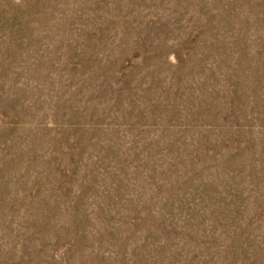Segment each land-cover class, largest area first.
Returning <instances> with one entry per match:
<instances>
[{
    "label": "rangeland",
    "instance_id": "1",
    "mask_svg": "<svg viewBox=\"0 0 264 264\" xmlns=\"http://www.w3.org/2000/svg\"><path fill=\"white\" fill-rule=\"evenodd\" d=\"M0 264H264V0H0Z\"/></svg>",
    "mask_w": 264,
    "mask_h": 264
}]
</instances>
